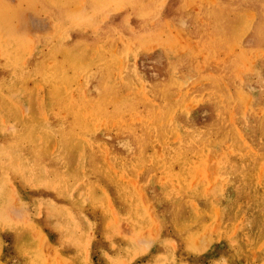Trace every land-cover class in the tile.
Returning a JSON list of instances; mask_svg holds the SVG:
<instances>
[{"label":"rangeland","instance_id":"374dc122","mask_svg":"<svg viewBox=\"0 0 264 264\" xmlns=\"http://www.w3.org/2000/svg\"><path fill=\"white\" fill-rule=\"evenodd\" d=\"M0 264H264V0H0Z\"/></svg>","mask_w":264,"mask_h":264}]
</instances>
